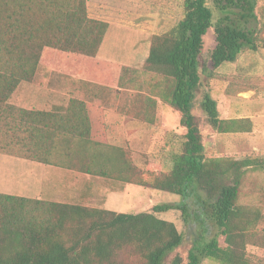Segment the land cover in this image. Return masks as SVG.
Segmentation results:
<instances>
[{
	"label": "trees",
	"instance_id": "16d2710c",
	"mask_svg": "<svg viewBox=\"0 0 264 264\" xmlns=\"http://www.w3.org/2000/svg\"><path fill=\"white\" fill-rule=\"evenodd\" d=\"M181 2V17L152 35L139 70L97 56L108 22L91 17L86 0H0V153L180 197L128 213L0 193V264H203L205 258L264 264L247 251L248 244L264 249V186L258 203L239 201L246 173L264 171V155H206L192 112L200 91L209 131H251L248 117H220L210 91L213 73L223 64L264 47L257 1L211 0L216 19L206 0ZM250 22L256 27H247ZM210 28L214 44L205 57ZM41 65L79 76L90 92L133 88L122 111L139 121H155L158 101L169 105L185 128L170 169L158 171L149 160L138 166L129 142L108 143L99 105L75 96L51 109L10 103L19 84L32 82ZM169 209L180 211L184 227L197 225L184 255L172 253L183 233L156 215Z\"/></svg>",
	"mask_w": 264,
	"mask_h": 264
},
{
	"label": "rangeland",
	"instance_id": "374dc122",
	"mask_svg": "<svg viewBox=\"0 0 264 264\" xmlns=\"http://www.w3.org/2000/svg\"><path fill=\"white\" fill-rule=\"evenodd\" d=\"M256 1L258 15L264 24V14L260 13L261 11L264 12V0ZM86 2L88 14L91 17L108 22V28L97 56L133 66L139 70L147 56L152 35L168 30L181 17L182 12L181 0H86ZM206 3L212 10L213 19H216L219 15L218 11L213 7L211 0H206ZM247 27L255 28L256 24L250 22ZM262 35L264 36V26ZM204 41L203 55L206 57L209 48L214 44L212 28L204 36ZM138 78L141 79V76ZM79 85L78 78H65L61 72L53 71L50 67L41 65L34 80L21 82L18 89L10 97L9 102L25 108L51 109L55 105L66 104L71 96L91 100L106 106L110 114L108 119L109 130H112L113 122L117 119L116 114L119 112L117 110L119 106L127 104L131 100L134 93L133 88H122L119 93L108 88L105 92L93 96L92 93L84 92ZM47 86L52 91L46 89ZM210 92L218 101L217 107L222 118L229 108L235 106L241 108L238 113H230L231 116H234L236 114L241 115L239 113L246 112L253 105H256V100L264 95V47L261 46L256 51L245 50L236 62L223 64L213 73ZM201 102V92L199 91L195 94L192 112L202 134L206 155L232 156L234 158H242L247 155H264V147L259 151L256 150L253 146L258 142L253 141L248 132L218 133L209 131ZM155 116L156 121L152 127L142 126L136 121L129 122L128 127H139L146 132L144 137L138 133L131 135L129 141L134 150L133 159L138 166H142L143 162L149 160L156 164L154 167L156 170L167 171L171 167V156L181 148L185 128L180 126L176 111L161 101L157 102ZM124 138L115 137L113 143L127 146L128 144H123ZM32 163V166L37 164L36 162ZM17 178L13 177V179ZM260 186H264V171L247 172L241 186L239 201L251 204L258 203ZM27 193L31 195V192ZM179 200L178 195L167 191L125 184L122 193H112L107 205L110 209L120 212L139 213L150 211L154 204L175 203ZM156 215L174 222L178 230L183 233L182 244L175 248L172 253L179 252L184 255L191 246L194 226L197 225H188V227L193 226L191 229L184 227L180 211L177 209L161 211ZM261 228L264 231V223ZM215 231L213 229L205 237H211ZM222 240L220 236V244H222ZM247 251L261 258L264 263L263 248L248 244ZM202 263L217 264L207 258L203 259Z\"/></svg>",
	"mask_w": 264,
	"mask_h": 264
},
{
	"label": "crops",
	"instance_id": "0c3cea01",
	"mask_svg": "<svg viewBox=\"0 0 264 264\" xmlns=\"http://www.w3.org/2000/svg\"><path fill=\"white\" fill-rule=\"evenodd\" d=\"M62 76H64L65 78H78L80 82V88H82L84 92L87 91V94L92 93L93 96H96L99 93L90 92V89L88 87L86 88L85 86H83L82 79L79 76L72 74H62ZM46 89H49V87L47 86ZM84 100L94 105H99V107L103 109L106 141L111 144H114L113 139L118 136L121 138L125 137L123 140L131 144L129 141V137H131V135H134L136 133H138L142 137L146 135L145 130L143 131V129H140L139 127H128L129 122L136 121L139 124L141 123L142 126L152 127V125L156 121V118L153 123L147 121H139L133 116H130L123 112L122 105L119 106L117 110L119 112H117L116 114L117 119L113 122V129L109 130L108 119L110 117V114L106 106L102 103H96L87 99ZM256 101V105H253V107L249 108L246 112L239 113L241 115H230V113H238L241 108L236 106L233 108H229L224 118H250V120L252 121V129L248 133L251 135L253 141L255 140L256 142H258L253 147L259 151L262 147H264V95H262L261 98ZM98 118L101 119V116ZM29 161L36 162L29 159L16 157L13 155L0 153V193L67 203L84 202L92 206L114 210L110 209V207L107 205L109 197L112 195L113 192L122 193V189L125 188V184H131L128 182L115 181L108 178H104L102 176H94L88 173L74 171L67 168L48 165L40 162H36L37 164H35V166H32L33 163L31 164V162ZM14 176L18 178L13 179ZM27 192H31V195H29V193Z\"/></svg>",
	"mask_w": 264,
	"mask_h": 264
}]
</instances>
